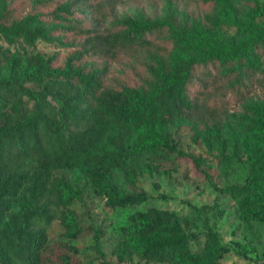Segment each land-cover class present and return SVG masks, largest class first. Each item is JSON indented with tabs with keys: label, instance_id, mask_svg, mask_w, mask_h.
<instances>
[{
	"label": "trees",
	"instance_id": "1",
	"mask_svg": "<svg viewBox=\"0 0 264 264\" xmlns=\"http://www.w3.org/2000/svg\"><path fill=\"white\" fill-rule=\"evenodd\" d=\"M32 2V11L20 15L9 0H0V36L26 43L55 39L69 51L61 64L37 51L24 60L13 56L0 73V264H79L75 247L65 241H57L56 250H45L52 221L64 238H74L82 230L70 206L80 190L54 171L77 167L106 206L141 203L148 193L125 192L112 180L110 167H119L124 179L134 184L136 173L128 157L150 147L170 146L163 133L153 132L154 126L200 106L207 108L197 102L198 87L187 92L189 75L197 68L205 74L207 64L240 58L255 67L257 58L247 42L216 43L211 28L197 24L186 29L171 15L120 16L111 28L100 29L77 17L80 0H62L47 11L38 5L50 0ZM249 14L264 15V4L257 3ZM206 18L216 24V15ZM190 41L210 48L197 57L174 52L175 44ZM255 42L264 45V35ZM120 57L138 62L140 85L104 81L103 60ZM244 111L258 144L246 149L244 180L219 191L234 199L240 219L264 220V101L247 103ZM193 238L196 234L186 232L177 213L149 205L127 215L110 252L119 262L134 254L169 264H219L217 258L227 247L217 233L205 231L198 251L191 250Z\"/></svg>",
	"mask_w": 264,
	"mask_h": 264
},
{
	"label": "rangeland",
	"instance_id": "2",
	"mask_svg": "<svg viewBox=\"0 0 264 264\" xmlns=\"http://www.w3.org/2000/svg\"><path fill=\"white\" fill-rule=\"evenodd\" d=\"M9 1L20 15L32 11V0ZM59 1L62 0H50L47 5L38 6L41 11H47ZM80 1L76 14L86 25L111 28L113 19L120 16L152 19L171 15L186 29L197 24L211 28L216 43L247 42L256 55L257 65L251 67L240 58L223 64H207L205 74L197 68L189 75L187 92L192 94L198 87L201 92L197 102L199 105L203 102L207 108L200 106L179 114L166 125L154 126L153 132L163 133L170 146L150 147L128 157L136 173L134 184L124 179L119 167H110L112 180L125 192L145 190L148 193L141 203L106 206L103 196L77 167L56 169L54 174L63 176L80 190L70 206L77 213L82 230L74 238H64L59 224L52 221L47 228L45 250H56L57 241H65L75 247L73 256L79 264H169L144 260L134 254L129 261L119 262L110 252L127 215L153 205L177 213L186 232L196 234L190 240L192 251L201 247L205 231L213 230L227 247L217 258L219 264H264V220L240 219L234 199L219 191V187L244 180L249 161L246 149L258 144L257 134L249 130L244 105L264 101V45L255 42L257 36L264 35V15L251 17L249 14L257 3L264 4V0ZM206 14L216 15V24ZM164 38L160 36L161 41ZM209 48L208 44L196 41L173 46L174 52L183 57H197ZM36 51L61 64L69 48L55 39L35 38L26 43L19 37L7 40L0 36V73L9 58L18 56L24 60ZM106 60H103L107 67L106 83L132 86L142 83L143 73L137 71L140 66L137 61L134 64L127 57ZM236 92L240 95L236 96ZM204 203L210 207L193 209L191 206Z\"/></svg>",
	"mask_w": 264,
	"mask_h": 264
}]
</instances>
